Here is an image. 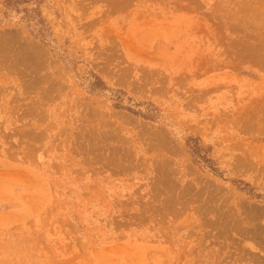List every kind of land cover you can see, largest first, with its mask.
Here are the masks:
<instances>
[{
    "label": "rangeland",
    "instance_id": "1",
    "mask_svg": "<svg viewBox=\"0 0 264 264\" xmlns=\"http://www.w3.org/2000/svg\"><path fill=\"white\" fill-rule=\"evenodd\" d=\"M0 264H264V0H0Z\"/></svg>",
    "mask_w": 264,
    "mask_h": 264
}]
</instances>
